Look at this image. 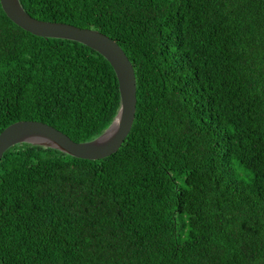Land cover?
<instances>
[{
    "label": "trees",
    "instance_id": "obj_1",
    "mask_svg": "<svg viewBox=\"0 0 264 264\" xmlns=\"http://www.w3.org/2000/svg\"><path fill=\"white\" fill-rule=\"evenodd\" d=\"M130 58L137 110L98 159L21 142L0 163V264H264V0H20ZM121 106L95 49L0 1V133L37 120L93 140Z\"/></svg>",
    "mask_w": 264,
    "mask_h": 264
},
{
    "label": "water",
    "instance_id": "obj_2",
    "mask_svg": "<svg viewBox=\"0 0 264 264\" xmlns=\"http://www.w3.org/2000/svg\"><path fill=\"white\" fill-rule=\"evenodd\" d=\"M6 15L23 29L42 37L81 42L102 54L113 66L121 94V106L111 125L98 137L77 142L54 126L37 120L17 121L0 133V163L5 152L21 142L60 149L74 157L98 160L117 152L130 133L137 110V80L134 66L124 49L105 33L69 23L31 16L20 0H0Z\"/></svg>",
    "mask_w": 264,
    "mask_h": 264
}]
</instances>
